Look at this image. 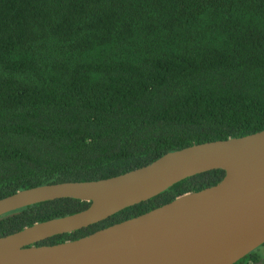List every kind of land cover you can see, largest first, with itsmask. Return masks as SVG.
<instances>
[{"label": "trees", "instance_id": "obj_1", "mask_svg": "<svg viewBox=\"0 0 264 264\" xmlns=\"http://www.w3.org/2000/svg\"><path fill=\"white\" fill-rule=\"evenodd\" d=\"M263 129L264 0H0V198ZM223 175L186 177L37 244L82 237ZM88 205L19 208L0 216V236ZM252 263L264 264L257 250Z\"/></svg>", "mask_w": 264, "mask_h": 264}, {"label": "water", "instance_id": "obj_2", "mask_svg": "<svg viewBox=\"0 0 264 264\" xmlns=\"http://www.w3.org/2000/svg\"><path fill=\"white\" fill-rule=\"evenodd\" d=\"M213 169L224 171L213 185L82 237L37 244ZM59 198L89 205L0 236V264H234L264 243V129L169 151L107 178L20 189L0 198V216Z\"/></svg>", "mask_w": 264, "mask_h": 264}, {"label": "flooded vegetation", "instance_id": "obj_3", "mask_svg": "<svg viewBox=\"0 0 264 264\" xmlns=\"http://www.w3.org/2000/svg\"><path fill=\"white\" fill-rule=\"evenodd\" d=\"M264 244V243H263ZM262 248H264V245H260V246H258L257 248H255L254 250H257V251H259V250H261ZM253 251V250H252ZM252 251L251 252H249L247 255L249 256V259L247 260V263H252ZM246 255V256H247Z\"/></svg>", "mask_w": 264, "mask_h": 264}, {"label": "rangeland", "instance_id": "obj_4", "mask_svg": "<svg viewBox=\"0 0 264 264\" xmlns=\"http://www.w3.org/2000/svg\"><path fill=\"white\" fill-rule=\"evenodd\" d=\"M260 256H264V248L258 251Z\"/></svg>", "mask_w": 264, "mask_h": 264}]
</instances>
